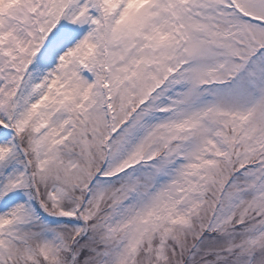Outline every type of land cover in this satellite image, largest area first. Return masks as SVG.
I'll return each instance as SVG.
<instances>
[{"label":"snow or ice","instance_id":"1","mask_svg":"<svg viewBox=\"0 0 264 264\" xmlns=\"http://www.w3.org/2000/svg\"><path fill=\"white\" fill-rule=\"evenodd\" d=\"M0 264H264V0H0Z\"/></svg>","mask_w":264,"mask_h":264}]
</instances>
